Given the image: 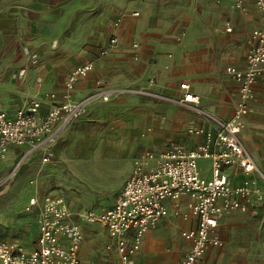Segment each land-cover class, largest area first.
<instances>
[{"label":"crops","instance_id":"0c3cea01","mask_svg":"<svg viewBox=\"0 0 264 264\" xmlns=\"http://www.w3.org/2000/svg\"><path fill=\"white\" fill-rule=\"evenodd\" d=\"M233 1L129 0L128 9L116 13L109 24L108 19L102 16L97 25L88 28L87 31L91 29V38L73 43L69 39L70 30L61 53L44 54L41 64L25 68L26 73L40 72L42 76L58 70L65 75L58 89L52 88L44 79L41 83L45 89L44 95L30 98L41 101V113H45L51 102L49 93H55L56 99L60 100L67 74L75 66L88 61L93 63V68L75 83L74 98L94 90L97 80L104 87L149 90L164 96L125 92L112 96L108 101L93 102L78 117L88 126L94 125L92 119L98 115L103 114L108 118L104 130L113 139L107 154L113 157L112 160L129 153L134 148L135 140L145 148L129 158L126 176L113 198L106 205L93 209L113 202L131 172L132 159L142 151H157L173 143L191 149L203 141L201 135L187 133V128H209L211 125L193 111L192 104L176 101L181 95V82H189L191 91L199 96V106L205 112L220 119L231 117L239 97V87L224 68L227 65L240 69L245 67L251 31L260 24V13L252 0H245L244 10L234 7ZM129 6H132L131 9ZM135 10L139 11L138 16L130 14ZM118 16H122L121 21L114 26L113 22ZM21 17L23 22L29 24L30 30L35 27V20L26 18L24 13ZM228 25L230 31L225 30ZM113 35L118 38L116 47L107 54H101V49ZM134 41L138 42L137 48L132 47ZM149 79H153V82L149 83ZM253 92L245 127L239 132V138L264 173V65L254 82ZM30 99L0 110L11 112ZM82 135V153H85L96 137ZM25 151L24 146L9 145L0 157V170L15 159L18 166L28 161L50 163L57 155V140L50 149L47 162L41 160V151L24 155ZM96 153L94 155L97 156ZM198 166L202 175L210 176L209 159H200ZM224 172L233 185L254 180V185L264 194V182L256 174H245L236 165L224 168ZM46 193L50 192L44 191L41 196ZM185 200L186 196H181L180 204L183 205ZM167 203L171 209V201ZM195 224L193 217L183 219L169 215L162 218L143 234L140 248L133 256V264L178 262L189 247V241L180 234L181 230L193 228ZM103 230L107 242V232ZM215 237L223 242L222 246H208L201 263L264 264V197L261 201L252 200L246 211L226 210L218 221ZM80 252L81 249V257Z\"/></svg>","mask_w":264,"mask_h":264},{"label":"built area","instance_id":"2783aa9c","mask_svg":"<svg viewBox=\"0 0 264 264\" xmlns=\"http://www.w3.org/2000/svg\"><path fill=\"white\" fill-rule=\"evenodd\" d=\"M252 1L260 13V24L251 31L245 67L227 65L224 68L239 87L231 117L220 119L205 112L189 82H181V95L176 101L192 104L193 111L211 125L209 128H187V133L201 135L203 141L191 149L173 143L157 151H142L132 159L131 172L113 202L79 214L84 221L98 223L106 230L108 241L104 249L115 253L119 264H133L143 234L169 215L196 220L195 227L181 230L189 247L183 258L174 264H212L201 263V258L208 246L223 244L215 237L222 214L230 209L246 211L252 200L263 199V191L254 185V180L233 185L224 172V168L236 165L245 174L254 173L264 182V173L239 138L253 99L254 82L264 65V0ZM233 6L244 10L245 0H234ZM130 14L138 16L139 11ZM121 18L118 16L114 20V26ZM225 30L230 31L231 27L228 25ZM117 43V36H111L101 54L109 53ZM138 46L137 41L132 42L133 48ZM92 68L91 61L75 66L64 80L62 98L58 100L55 93H49L51 102L45 113L40 112L41 101L38 99H30L11 112L0 110V157L9 145H17L26 147L24 155L41 151V160L47 162L61 131L93 102L108 101L112 96L130 91L164 97L149 90L104 87L97 80L94 90L74 98L75 83L80 77L87 76ZM152 82L153 79H149V83ZM200 159H209V177L201 174ZM183 195L186 200L181 205L179 199ZM167 201H171V209ZM23 210L35 215L34 244L25 247L0 237V264H95L82 260L79 255L84 233L62 196L52 193L41 197L32 195Z\"/></svg>","mask_w":264,"mask_h":264},{"label":"rangeland","instance_id":"374dc122","mask_svg":"<svg viewBox=\"0 0 264 264\" xmlns=\"http://www.w3.org/2000/svg\"><path fill=\"white\" fill-rule=\"evenodd\" d=\"M128 3L129 0H0V108L41 96L44 79L52 88H60L65 75L58 69L42 76L40 72L26 73L25 68L41 64L44 54L61 53L70 30L69 39L73 43L91 38L88 28L97 25L102 16L109 24L116 13L128 9ZM22 13L35 20L31 30L22 21ZM107 119L98 115L92 119V126L79 118L70 121L57 139V155L50 163L28 161L18 166L15 159L0 170L1 238L25 247L34 244L35 215L23 210V206L29 195L41 196L46 191L63 196L80 222L84 233L82 260L119 264L115 253L104 249L106 238L101 225L79 217L80 213L106 205L113 198L126 176L129 158L145 149L135 140L129 153L112 160L113 157L107 156L113 143L111 134L104 130ZM82 134L96 137L85 153Z\"/></svg>","mask_w":264,"mask_h":264}]
</instances>
